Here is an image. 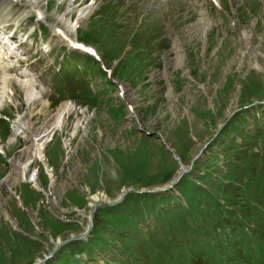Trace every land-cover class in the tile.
Here are the masks:
<instances>
[{
  "label": "rangeland",
  "instance_id": "rangeland-1",
  "mask_svg": "<svg viewBox=\"0 0 264 264\" xmlns=\"http://www.w3.org/2000/svg\"><path fill=\"white\" fill-rule=\"evenodd\" d=\"M34 1L46 29L29 5L0 8L34 37L32 91L50 115L69 109L34 155L27 127L45 116L30 80L4 76L0 264H264V0ZM130 187L96 204L85 237L54 245L83 230L92 195Z\"/></svg>",
  "mask_w": 264,
  "mask_h": 264
},
{
  "label": "bare ground",
  "instance_id": "bare-ground-1",
  "mask_svg": "<svg viewBox=\"0 0 264 264\" xmlns=\"http://www.w3.org/2000/svg\"><path fill=\"white\" fill-rule=\"evenodd\" d=\"M29 3L31 4V6L32 7H34L35 5H34V1L33 0H29ZM6 4V3H5ZM8 4V3H7ZM7 7V6H6ZM9 7V6H8ZM39 7V6H38ZM40 10H41V8H39ZM42 12V11H41ZM3 15H4V9H1L0 10V18L1 17H3ZM43 15V14H42ZM44 16V15H43ZM82 20L83 19V16H80L78 19H76L75 20V24H79V22H80V20ZM44 21V20H43ZM77 22V23H76ZM63 35H65V36H67L68 37V35H66L65 33L63 34ZM57 36H60L64 41H67L66 39H64L61 35H57ZM7 40H8V38H7ZM48 45V43H45L44 44V47H46ZM8 47H12V44H11V42L9 43V46ZM8 49H10V48H8ZM0 57H1V53H0ZM2 60L0 59V64H2ZM6 75V77H7V74H6V70H3L2 72H0V89L1 88H4L5 87V89H4V92L6 91V93H7V90H8V88L10 87V85H11V83H10V81L6 78V77H4ZM13 80V79H12ZM31 82H29V83H27V90H26V95L28 96V101H29V104L31 105H33L34 104V102H38L39 103V105H40V107H41V111L40 110H38V111H40L41 112V115L43 114L45 117H44V120L42 121V124L41 125H39V126H33V124L31 123V124H28V127H27V130H28V132L30 133L31 132V135L32 136H35V137H40L39 139H38V142L36 141V143L35 142H33V146H34V148H35V151H36V154H34V155H41L40 153H41V151L44 149V147H45V142H44V140L41 142V139H43L42 137L44 136V135H46V133H47V130H53V129H55V127L56 126H61L62 127V125H64V121H65V113L66 112H68V107H67V104L66 103H62L58 108H57V110H56V112L54 113V114H52V115H50V113L47 111V108H48V99H45L44 97H43V95H42V93L40 94V93H36V94H38V95H36L35 94V92H33L32 91V88H31ZM0 98H2V92L0 91ZM0 102H1V99H0ZM35 105V104H34ZM33 108V107H32ZM1 115V114H0ZM51 132V131H50ZM27 149H22V150H20V151H18V153H17V158H15V160H14V166L16 165V164H18L22 169L21 170H23V172L25 173L26 171V169H27V165H24V163H20V160H21V158H23L24 157V155H26V154H28L27 153V151H26ZM34 150V149H33ZM3 151V149L0 147V152H2ZM35 153V152H34ZM27 159V158H26ZM16 170V169H15ZM23 176V175H22ZM21 177V176H20ZM23 178H25L24 176H23ZM22 178V179H23ZM9 179H12L11 181H9V182H15L16 181V179L15 178H9ZM8 180V179H7ZM28 181H31V182H33V183H35V185H37V182H36V180H35V178H34V176L32 175L31 177H29V179H28ZM10 184V183H9ZM8 187L10 188V185H8ZM37 187H38V185H37ZM91 196V195H90ZM95 199H98V196H96V195H92V197H91V202L93 201V200H95ZM58 243H59V241H57ZM40 260V259H39ZM38 262V261H37ZM40 264V263H39Z\"/></svg>",
  "mask_w": 264,
  "mask_h": 264
},
{
  "label": "water",
  "instance_id": "water-1",
  "mask_svg": "<svg viewBox=\"0 0 264 264\" xmlns=\"http://www.w3.org/2000/svg\"><path fill=\"white\" fill-rule=\"evenodd\" d=\"M177 158V157H176ZM187 169H189V168H184V167H182L181 165H180V169H179V171L177 172V174H176V177L173 179V180H170V182L166 185H163V186H161V187H158L157 189H163V188H165L166 186H170V185H172L175 181H176V179L178 178V176L183 172V171H185V170H187ZM128 189H132V190H135V188H133V187H130V188H126V189H124V190H121V193L119 194V196L118 197H116V198H114L113 200H105V199H103V198H100V199H95V200H93L91 203H90V207H89V209H88V213H87V225H86V227L84 228V230L83 231H81V232H78V233H75V234H71L70 236H69V238H67V239H63V240H61L59 243L57 242V243H55L54 245H56V244H60V243H62V242H64V241H68V240H70L71 238H75V239H77V238H82L83 236H85V234L87 233V231L89 230V228H90V226H91V215H92V212H93V210H94V208H95V206H96V204L98 203V202H100V201H105V202H107V203H115V202H117L119 199H120V197H121V195L123 194V192L125 191V190H128ZM137 191H140V190H137ZM44 257H46V255H43V257H42V259L44 258ZM39 263H41V260H38V262L36 263V264H39Z\"/></svg>",
  "mask_w": 264,
  "mask_h": 264
},
{
  "label": "trees",
  "instance_id": "trees-1",
  "mask_svg": "<svg viewBox=\"0 0 264 264\" xmlns=\"http://www.w3.org/2000/svg\"><path fill=\"white\" fill-rule=\"evenodd\" d=\"M91 61H94V60H91ZM87 95V94H86Z\"/></svg>",
  "mask_w": 264,
  "mask_h": 264
}]
</instances>
